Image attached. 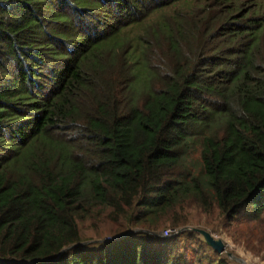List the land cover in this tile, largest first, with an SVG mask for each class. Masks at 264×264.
Instances as JSON below:
<instances>
[{"label": "trees", "instance_id": "1", "mask_svg": "<svg viewBox=\"0 0 264 264\" xmlns=\"http://www.w3.org/2000/svg\"><path fill=\"white\" fill-rule=\"evenodd\" d=\"M186 1L0 0V264H176L184 198L264 210V0ZM99 207L143 230L83 241Z\"/></svg>", "mask_w": 264, "mask_h": 264}, {"label": "rangeland", "instance_id": "2", "mask_svg": "<svg viewBox=\"0 0 264 264\" xmlns=\"http://www.w3.org/2000/svg\"><path fill=\"white\" fill-rule=\"evenodd\" d=\"M206 1L209 0H199ZM199 2L187 0L184 9H195L201 5ZM240 2L246 5L250 0ZM182 5L174 8L179 9ZM144 25L128 28L127 32L133 37L138 36ZM193 156L198 157V151L194 150L190 158ZM193 163V160L188 161L190 167ZM154 222V232L167 239L175 252L176 264H264V210L254 214L246 209L231 217L216 206L204 207L194 198L186 197L164 215L155 217ZM186 226L201 227L222 238L227 244L226 251L215 252L196 231H181ZM79 227L82 240L91 244L135 229L125 217H116L109 207H99L91 216L80 220ZM166 229L171 232L165 234Z\"/></svg>", "mask_w": 264, "mask_h": 264}, {"label": "water", "instance_id": "3", "mask_svg": "<svg viewBox=\"0 0 264 264\" xmlns=\"http://www.w3.org/2000/svg\"><path fill=\"white\" fill-rule=\"evenodd\" d=\"M137 230H143V229H135L132 232L137 231ZM183 230H191V231L198 232L201 238L203 239V241H205L208 245H210L218 253H223L226 251L227 244L225 243V241L222 238L214 236L207 229H204L201 227H195V226H186L181 229V231ZM146 231H149V230H146ZM229 255H231V253H229Z\"/></svg>", "mask_w": 264, "mask_h": 264}, {"label": "built area", "instance_id": "4", "mask_svg": "<svg viewBox=\"0 0 264 264\" xmlns=\"http://www.w3.org/2000/svg\"><path fill=\"white\" fill-rule=\"evenodd\" d=\"M169 232H171V229H166V230H165V234H168ZM110 238H111V237H110ZM110 238H108V239H110ZM108 239H107V240H108Z\"/></svg>", "mask_w": 264, "mask_h": 264}]
</instances>
